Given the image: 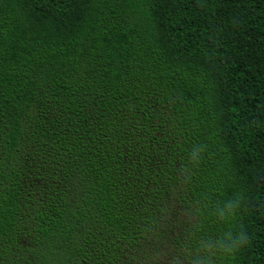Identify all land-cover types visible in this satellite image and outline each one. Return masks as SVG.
Wrapping results in <instances>:
<instances>
[{
  "label": "trees",
  "instance_id": "16d2710c",
  "mask_svg": "<svg viewBox=\"0 0 264 264\" xmlns=\"http://www.w3.org/2000/svg\"><path fill=\"white\" fill-rule=\"evenodd\" d=\"M229 230L214 264H264V0H0V264H192Z\"/></svg>",
  "mask_w": 264,
  "mask_h": 264
},
{
  "label": "clouds",
  "instance_id": "9594fccd",
  "mask_svg": "<svg viewBox=\"0 0 264 264\" xmlns=\"http://www.w3.org/2000/svg\"><path fill=\"white\" fill-rule=\"evenodd\" d=\"M203 147L191 151V160L198 163L199 155ZM242 193H235L233 198L218 203L215 206L214 215L222 221L232 220L241 207ZM248 243L247 234L244 231H225L219 238H211L198 241L192 264H214V258L230 256ZM179 264V261H177Z\"/></svg>",
  "mask_w": 264,
  "mask_h": 264
}]
</instances>
